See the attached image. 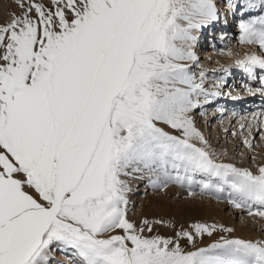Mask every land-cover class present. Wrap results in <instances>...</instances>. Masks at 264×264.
<instances>
[{
	"label": "snow or ice",
	"instance_id": "snow-or-ice-1",
	"mask_svg": "<svg viewBox=\"0 0 264 264\" xmlns=\"http://www.w3.org/2000/svg\"><path fill=\"white\" fill-rule=\"evenodd\" d=\"M229 3L242 15L264 12V0ZM20 6L0 26V264H58L55 253L71 264H264V240L220 235L196 246L232 228L196 223L165 238L144 235L153 231L148 220L127 218V178L147 173L153 188H198L264 219V166L253 173L217 162L194 119L226 84L221 76L206 89V73L194 72L197 33L218 19L214 0ZM238 27L239 43L264 53V14ZM234 66L255 80L264 55ZM260 84L243 87L264 92V75ZM240 119L248 120L241 129L264 127V111Z\"/></svg>",
	"mask_w": 264,
	"mask_h": 264
},
{
	"label": "rangeland",
	"instance_id": "rangeland-1",
	"mask_svg": "<svg viewBox=\"0 0 264 264\" xmlns=\"http://www.w3.org/2000/svg\"><path fill=\"white\" fill-rule=\"evenodd\" d=\"M22 2H24V0H0V10L2 8H5V10H7L9 7H11V9L13 10L12 11L10 9L11 11L9 10L10 12H7V15H5L10 18L9 21H7L8 23L15 16H19L22 14L23 9L20 6ZM38 2L48 4V0H38ZM257 2H259V0H257ZM6 24L7 23H4L1 26H4ZM238 38L239 30L232 33V35L226 38V40L220 42L219 48L215 50L214 53H212L213 57L211 59L209 57H206V53L204 54V50H207V42L206 45L202 47L203 51H201L200 53H198L199 50H194L198 54L197 56L199 58V63L194 66V72L196 73L197 77H199L200 70H203L206 73V79L204 83L206 89L211 90L218 77L223 76L225 78V76L228 74H225L221 71L220 66H223L225 63L228 65L230 73L236 68L234 66L235 60L238 59L241 55L245 56L246 53H256L258 55H264V53L259 50L258 46L241 44L239 43ZM221 49H230L232 55L235 54V56L232 57V55H226L220 51ZM210 53L211 52H209V54ZM232 58H234L233 61H230L229 59ZM228 84H225V86L221 89L224 95L213 99L210 103H203L202 100V108L197 109L194 112L196 127L201 133H205L204 135L206 137H204L206 138V140L208 136L207 132L214 133L216 139L214 140V142L208 141V150L210 148L209 151L213 153L216 160H220L221 156L226 154L231 158H228L229 160H231V163L235 164L237 161L239 162L241 161L240 159L243 158V167L245 169L251 170L253 173H257L258 168L253 162V156H251V153L255 149H260L264 155V139H261V136L264 135V127L260 126L259 121H257L256 124L252 127L251 131H249L247 128L241 129L240 124H247L248 120L246 119L241 122L240 118L247 117L248 119H251L252 114L264 111V104L263 107H261V101L259 102V100H257L259 96H256L254 97V99L250 100V102L246 104L242 103V107L244 106V111L239 115L238 113H235L237 111V106L235 105L239 104V102L241 101L238 102L234 99L231 100L227 98V106L228 104H234V106H230V108H236L234 109V111L231 110V113L229 111V107L225 105V99H223L225 98V95H227L225 94L226 91L224 89H229L231 87V84ZM237 88H239V90L236 89L238 93H244L245 90H241L240 87ZM201 113L204 114L202 115ZM234 113L237 114V116L234 115ZM233 133H235V135H233ZM242 134L252 136L254 142L252 143V148L247 147L243 143L241 136ZM236 146H238V148H236ZM227 147L230 148L228 152ZM233 150L235 152H232ZM140 180L141 179H139V181ZM130 189L131 191L128 193L129 205L127 218L130 221L134 222L137 226H140L141 222L145 219L152 223L153 231L151 233L145 231L144 235L146 236L160 235L165 238L174 237L175 233L178 231H191L190 225L196 223L211 224L200 217L197 218L196 216H192L190 214H181L177 217H171L172 213L186 211L188 210L187 208L191 207L193 204H196L198 206L204 205L205 207L213 208L215 211L221 210V212L226 214V219L229 223V226H225L226 228L236 227L243 229L247 227L255 234H257L255 240H264V229L257 226L254 216H249L247 214V211L236 212L237 208L235 209L234 207H232V205H230L226 200H219L218 203V200L211 196L206 197L204 195H201L199 194L198 188L195 190L194 195L203 196L205 199L207 198L206 202L202 200L204 198H191L189 197L190 195H186L189 194V190L187 189L184 190L186 194L176 196L165 195V193L161 189L153 188L152 186H150V183L148 184L147 180L137 182L135 187H130ZM208 199L211 201L210 204L208 202ZM153 201H156V203H153ZM150 203H152L153 207L151 211L147 210V207L150 205ZM155 221H160L161 223H155ZM234 233L235 231L231 233V236H228L226 233L217 232L214 233L212 237L215 236L216 238H218L220 237V235H225L228 238H235L236 236H234ZM208 238L209 237L207 236H205L203 239L197 238L196 246L205 247L208 245L206 243L214 242V240L206 241ZM249 239L250 238H248L247 240ZM181 244L188 250H192V246L188 245L186 241H181ZM55 260L58 262V264H71V261L61 253H55Z\"/></svg>",
	"mask_w": 264,
	"mask_h": 264
},
{
	"label": "bare ground",
	"instance_id": "bare-ground-1",
	"mask_svg": "<svg viewBox=\"0 0 264 264\" xmlns=\"http://www.w3.org/2000/svg\"><path fill=\"white\" fill-rule=\"evenodd\" d=\"M224 1L225 0H223V2H220V1H217V0H214V3H216V5H217V9H218V18L221 16V14H222V9H224V6H222L223 4H224ZM232 2H234L233 0H232ZM228 4L230 5V3H229V1H228ZM230 7H231V5H230ZM11 7H9L7 10H5V8H2L1 10H0V26L1 25H3L4 23H8L7 21H9V19L10 18H8L7 16H5V15H7V12H10L11 10ZM10 10V11H9ZM13 11V10H12ZM13 13V12H12ZM15 13V12H14ZM17 13V12H16ZM18 14V13H17ZM12 17H13V15H12ZM11 17V18H12ZM214 22H212V23H210V24H213ZM209 24V25H210ZM209 25L206 27V28H204V29H201L200 30V32H198L197 33V36H198V41H197V44H196V47L194 48V50H199L198 51V53H200L201 51H203V43H202V37L204 36V31H206V29H208V27H209ZM228 35H230V34H228ZM228 35H227V37L226 38H228ZM232 35V34H231ZM224 41V40H223ZM209 47H211V46H209L208 44H207V50L205 49L204 50V54L206 53V57H209L210 59L213 57L212 56V53H210L209 54V50H208V48ZM243 52V51H242ZM197 54V53H196ZM246 54H250V53H246ZM198 55V54H197ZM235 56V54L234 55H232V57H234ZM244 57V55H241L239 58H243ZM208 58V59H209ZM238 58V59H239ZM233 59L234 58H232V59H229L230 61H233ZM221 68L222 67H228V65L225 63L223 66H220ZM229 68V67H228ZM230 70V69H229ZM234 70H236V68L234 69ZM232 73H233V71H231L230 73L228 72V74L226 75V77H225V80H226V84H228L229 83V79H230V77L232 76ZM237 84V82H235V86L234 87H232V85H231V87L229 88V89H224L225 91H227V92H231L232 94H233V96L232 97H230L229 99H237V101L239 102V101H241V102H239V104L240 103H242L243 102V104H246V103H248V102H250V100H252V99H254V97H256V94H250L249 92H247L246 90L244 91V93H242V92H237V90H239V88H237L238 86L236 85ZM229 85V84H228ZM257 85V84H256ZM237 89V90H236ZM241 91V90H240ZM226 92V93H227ZM225 93V94H226ZM234 93H236V94H234ZM243 97H247V98H249V100H246V98H243ZM263 99V101H261ZM257 98V100H259V102L261 101V103L262 104H264V97L263 98ZM244 101H245V103H244ZM225 102V101H224ZM228 103V102H227ZM253 103H255V102H253ZM252 103V104H253ZM223 104V103H222ZM239 104H237V105H235V106H237V111L235 112V113H238V109H239ZM225 105H227V104H225ZM230 106H234V104L232 105V104H228V107L230 108ZM259 106V105H258ZM262 107H263V105H262ZM234 109H236L235 107L233 108V107H231L230 108V112H231V110L232 111H234ZM220 111V110H219ZM232 113V112H231ZM234 113V115H236L237 116V114H235ZM218 116V115H217ZM244 120H241V122H243ZM202 130V129H201ZM205 132V131H204ZM203 133V132H202ZM208 133V136H207V141H211V142H214V140L216 139V137H215V135H214V133H210V132H207ZM205 133H203V135H204ZM257 134H258V132H257ZM205 136V135H204ZM242 136V140H243V143H244V140L245 139H249V140H251L252 141V143H254L253 142V139H252V136L251 135H241ZM206 137V136H205ZM240 137V136H239ZM206 139V138H205ZM239 146V145H238ZM238 146H236V148H238ZM235 148V149H236ZM233 149H234V147H233ZM209 150H210V148H209ZM230 150V148L229 147H227V152ZM232 152H235L234 150L232 151ZM251 156H253V162H254V164L257 166V168L259 167V166H263L264 165V155H263V152L260 150V149H255L252 153H251ZM220 157V156H219ZM228 158H230V157H228L226 154L225 155H222L221 156V158H220V160H218L217 159V162H224V163H231V160H229ZM231 159V158H230ZM241 161H237L234 165H236L237 167H239V168H244L243 167V163H244V159L243 158H241L240 159ZM245 169V168H244ZM155 177H150L147 173H136V174H133V176H131V177H128L127 179H128V182H129V187H135V185H136V183L137 182H140V181H145V180H147L148 181V184L150 183V179H154ZM139 179H141L140 181H139ZM131 185V186H130ZM140 189H142V188H140ZM185 189H187L186 187H181L180 185H177V184H175V183H170V184H168V186L166 187V188H164L162 191L165 193V195H170V196H176V195H181V194H186V192L184 191ZM188 190V189H187ZM196 190V189H195ZM199 194H200V192H199ZM198 194V195H199ZM186 195H189V194H186ZM204 196H208V195H204ZM189 197H191V198H193V197H197V198H204L203 196H197V195H190ZM203 201H205L206 202V200H207V198L205 199H202ZM191 201H193V200H191ZM217 201V200H216ZM208 202H209V204L211 203V201L208 199ZM153 203H156V201H153ZM218 203H219V200H218ZM224 203H226V202H224ZM221 204H223V203H221ZM220 205V204H219ZM221 206V205H220ZM233 207V206H232ZM152 203H150V205L147 207V210H149V211H151L152 210ZM188 210H186V211H183V212H178V213H172V215H171V217H177V216H180L181 214H190V215H192V216H196L197 218H202L203 220H205L206 222L208 221V223H211V224H216V225H223L224 227L225 226H229V223H228V221H227V219H226V214H224L223 212H221V210L220 211H215L213 208H209V207H205L204 205L203 206H198V205H196V204H193L191 207H189V208H187ZM236 209V208H235ZM237 211H246V210H242V209H237L236 210V212ZM254 218H255V221H256V223H257V226L258 227H261V228H263L264 229V219H261V218H259V217H255L254 216ZM232 229H234V231H235V233H234V236H236L235 238H239V239H245V240H247L248 238H250L249 240H252V241H256L255 240V238L257 237V234H255L253 231H251L249 228H247V227H245V228H232ZM228 236H231V234L229 235V234H227ZM231 238H234V237H231ZM219 239V237L218 238H216L215 236L214 237H211V238H208L206 241H210V240H218ZM206 244H210V242L209 243H206ZM201 247V246H200ZM58 257V256H57Z\"/></svg>",
	"mask_w": 264,
	"mask_h": 264
}]
</instances>
